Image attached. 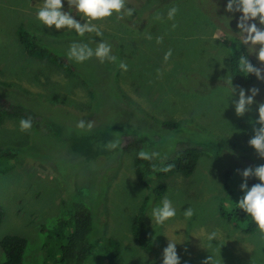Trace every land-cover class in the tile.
Instances as JSON below:
<instances>
[{
    "label": "rangeland",
    "instance_id": "obj_1",
    "mask_svg": "<svg viewBox=\"0 0 264 264\" xmlns=\"http://www.w3.org/2000/svg\"><path fill=\"white\" fill-rule=\"evenodd\" d=\"M43 2L0 0V100L30 110L36 119L27 131L20 130L19 118L5 117L0 123V148L15 155L10 170L0 174V239L25 237L24 263L42 264L40 224L55 220L70 197L85 198L95 214L96 235L119 243L115 264H163L169 242L176 244L180 264H203L209 257V264H264V234L243 233L218 215L220 205L229 206L228 199L235 202L234 212L242 171L264 165L248 144L253 129L260 127L257 106L264 103V81L255 77L239 86L230 73L229 59L238 47L256 67H264L242 44L237 28L242 13L227 12L228 0H129L132 20L121 23L113 15L95 22L102 36L81 37L73 29L43 25L36 18ZM172 7L179 11L168 19ZM63 10L85 22L68 0ZM18 25L61 57L69 72L28 56L15 34ZM101 41L112 46L114 62L93 56L79 63L67 55L73 42L95 49ZM252 87L259 93L251 110L237 116L239 89L247 96ZM81 120L84 129L77 127ZM166 121L177 127L163 128ZM188 145L201 150L189 175H144L146 186L138 182L133 165L138 147L162 158ZM240 156L244 161L233 178L235 193L228 194L224 174ZM160 185L163 192L156 196L153 191ZM165 198L176 215L160 225L152 209ZM143 201L153 241L148 251L130 232ZM188 208L190 218L184 215ZM212 233L216 236L209 240Z\"/></svg>",
    "mask_w": 264,
    "mask_h": 264
},
{
    "label": "trees",
    "instance_id": "obj_2",
    "mask_svg": "<svg viewBox=\"0 0 264 264\" xmlns=\"http://www.w3.org/2000/svg\"><path fill=\"white\" fill-rule=\"evenodd\" d=\"M129 1V0H127ZM136 2V1H135ZM138 3V2H136ZM135 6V5H134ZM129 8V7H127ZM135 17L134 12L131 17L125 16L119 20L121 23L129 22ZM16 37L23 47L24 52L31 57L51 62L56 67L65 68L69 72V66L59 56L52 54L49 50L39 44L29 32L21 25L15 29ZM241 55L248 56L243 47H238L237 51L233 52V56L229 59L231 76L237 81L239 86L250 84L254 81L255 75H247L239 69V58ZM254 65L252 60L249 58ZM255 66V65H254ZM5 117L28 118L32 119V123L36 122L35 115L27 109L20 106L9 105L7 100H0V123ZM163 128H176L177 124L166 121L162 123ZM142 151L138 147L133 158V165L138 182L142 183L144 175H149L152 178H162L172 173H179L184 176L189 175L196 163L197 157L201 150L198 146L188 145L179 148L170 157L152 158L150 160L141 159L138 153ZM232 154V153H231ZM236 155V154H234ZM14 153L0 148V174L10 170L11 165L8 164L14 158ZM151 156V155H150ZM243 157H239L226 170L225 182L223 189L228 194H234L232 184L234 182L235 172L242 166ZM236 165L238 167H236ZM170 169L163 171L164 168ZM260 181L255 177H250L247 180L248 187L251 188ZM163 186L153 191V194L160 196L163 192ZM244 195L242 192L239 199ZM85 199V198H83ZM79 198H71L63 205L60 214L51 222L40 224L39 233L42 235V264H115L119 254V243L113 238L99 237L96 235L97 223H95L94 211L91 212L90 207L84 200ZM235 202L228 199V207L220 205L218 215L226 222L234 223L243 233H254L258 229L252 217L245 213L237 206L234 207V212L230 211V207ZM145 202L141 204L138 213L134 216L131 225V236L138 246L148 251L153 248V241L149 236L145 225L144 211ZM2 218V210L0 208V221ZM27 249V239L19 235H5L0 239V250L3 254L0 264H25L24 254ZM50 261V263H48Z\"/></svg>",
    "mask_w": 264,
    "mask_h": 264
},
{
    "label": "clouds",
    "instance_id": "obj_3",
    "mask_svg": "<svg viewBox=\"0 0 264 264\" xmlns=\"http://www.w3.org/2000/svg\"><path fill=\"white\" fill-rule=\"evenodd\" d=\"M127 0H68V6L74 8L77 12L83 14L87 18V22L81 23L70 12H66L65 0H44L42 7L37 10L36 18L46 27L51 29L53 26L56 30L64 28L73 29L75 32L83 37L85 33H95L97 36H102L97 21H103L113 15L118 20L124 19L125 16L131 17L134 9L127 8ZM225 10L227 12H239L242 15L239 17L237 28L239 35L242 37V44L248 46L250 54L254 53L258 61L264 64V0H228ZM179 11L177 7H172L168 12V19H174L176 13ZM160 17L158 16L157 19ZM259 26H258V24ZM176 27L175 24L172 26ZM162 37L157 38V43L162 42ZM258 46V47H256ZM112 46L106 41L97 43L95 49L90 47L87 43L73 42L70 45L67 53L69 59H74L76 62L82 63L91 59L93 56L98 58L101 62L105 60L115 61L116 57L111 54ZM171 55V50L166 54V59ZM119 67L127 71V64L121 62ZM239 69L242 73L247 75H255L258 80L264 81V67L258 68L254 66L248 59V56L241 55L239 58ZM231 85L233 93L236 88L232 85V80L228 81ZM251 95L246 96L244 88L239 89V98L234 101L235 112L237 116H243L246 112L251 110V105L255 102L254 97L259 93V89L252 87L248 89ZM258 117L256 121L260 125L259 128H254V135L249 139L248 144L258 155L264 158V103H258ZM86 122L81 120L77 127L84 129ZM92 122H87V128H92ZM32 127V119L22 118L20 120V130L27 131ZM156 154L151 156L140 151L138 157L145 160L152 159ZM171 166L164 168L163 171H168ZM239 171V170H238ZM244 182L240 185V190L244 195L239 199L236 206L249 214L258 229L264 234V165L248 167L241 173ZM250 177L257 178L260 182L248 187L247 180ZM176 210L172 206L169 199L165 198L162 201V206L152 209V216L157 224H164L165 221L175 217ZM184 215L190 218L193 215L191 208H188ZM216 233L209 236V240L214 239ZM212 258L206 259L203 264H209ZM163 264H180V258L177 255L176 244L169 242L167 247L163 250ZM214 264V262H213Z\"/></svg>",
    "mask_w": 264,
    "mask_h": 264
},
{
    "label": "crops",
    "instance_id": "obj_4",
    "mask_svg": "<svg viewBox=\"0 0 264 264\" xmlns=\"http://www.w3.org/2000/svg\"><path fill=\"white\" fill-rule=\"evenodd\" d=\"M85 22H87V18L85 19Z\"/></svg>",
    "mask_w": 264,
    "mask_h": 264
}]
</instances>
